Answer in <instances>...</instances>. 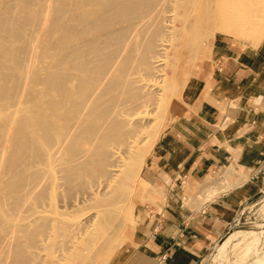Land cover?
<instances>
[{
    "label": "bare ground",
    "instance_id": "6f19581e",
    "mask_svg": "<svg viewBox=\"0 0 264 264\" xmlns=\"http://www.w3.org/2000/svg\"><path fill=\"white\" fill-rule=\"evenodd\" d=\"M162 1L163 3L169 2L179 11L178 17L181 19V24L173 28L175 30L173 35L178 37L188 35L189 38L185 36L183 39H189L190 43L188 41L187 43L193 47V50L196 49L199 46L200 40L205 37L204 30L201 29V27L208 22L211 16L210 14H212L210 9L212 5H214L212 4L213 0ZM14 2L15 3L10 0H5L3 2V0H0V170L3 168L2 170L5 172L3 175L1 174L3 171H0V204L2 201L8 200L9 205L14 212L17 213L16 209L27 199V196H22V194L24 195L29 191L27 186L30 185L34 187L33 191L37 189L36 185L32 186L29 181V185H26L27 182H25V180L23 185H26V187L22 186V178L26 179L25 176H28L27 173V175L24 174V172H26L25 165L30 166L33 162L36 163V161H33L36 160L34 156L33 160L30 158L31 161H33L32 163H25L30 156V150H33V148L30 149L32 146H34L36 153L38 155L40 154L41 157L46 155L50 158L52 154L51 150L49 152V149H52L53 146L56 152L65 151L75 163L73 172H75L74 169L76 168L83 172H91L93 168H97L99 170L101 182L99 181V187H95L91 184L95 188L93 191L89 189L88 195L86 194L88 197L85 199V201L88 202L85 209L89 210L88 212L90 213L86 214L87 216L85 215L86 218L84 223H79L76 227H73L76 224H72V222H70L72 226L70 223L68 224L69 220L67 221L65 218L68 216L67 213L58 209V207L56 209L59 202H57L58 204L56 203L57 205L51 204L55 207L56 211L54 212L51 210L54 209L52 206L46 208V212L49 208L52 211L53 214L51 212L49 213L52 214L51 217H48V215L46 217L44 214L42 217L40 215L35 218L34 216H38V214H41L44 210L38 213L39 211H36V207H33L38 214L36 213V215H34L32 213L33 215H30V219L26 218V221L25 217L24 220L21 221L15 219L16 217L12 218L16 215L10 217L9 211L11 208L8 210L10 206L8 205L7 207L4 205L5 202H3L2 206H6L7 210L0 205V257L2 256L0 261L1 264H33L35 263L34 257H37L34 248L46 249L48 244H50V246H54L59 250V252H57L59 253L58 260L61 263L68 264V261L72 262V264L79 261L82 263L85 259H89L90 264L93 258L89 250L102 238V235L108 232V237H105L102 242L103 245H106L115 237L116 232L118 234V225L122 224L119 222L120 220L118 218L119 210L114 207L117 201L116 199H118L114 198V195L117 197H125L122 194L126 191L132 174L138 168L141 156L139 142L135 140L137 136H132L129 128L133 124H136H132L130 121L127 123V115H123L122 112L124 113L123 110L126 109L125 111H127L128 108H123L121 106L122 110L118 108L117 105L119 104L116 103V101H119L117 100L118 97L123 95L121 92L122 82L118 77L124 75L125 70L129 68H126V64L129 61L124 58V68H121L119 65L117 68V73L119 74L111 75V71H113L111 67H116L112 65H117L119 62L117 54L119 53L118 49L120 48V43L124 36L126 35L127 37L129 33L125 34L127 30L124 32L125 29L121 28V26H113L120 23V20L122 22L123 19L124 22H126L125 19L127 21L137 19L138 22L145 20L148 23L151 22L149 25L153 26V23H158V18L155 17L157 18L155 21H149L148 19L154 16L153 14L160 5L161 0H48V2L42 4L41 7L36 5L37 3L40 4L39 2L42 3V0H15ZM71 4H73L74 10L70 13L69 6ZM84 7L90 9L85 10ZM193 7H197V10H195L197 11V16L193 11L196 18L192 16ZM155 18L152 17L151 20ZM69 20H72V22L76 20L79 26H76L75 21V25L74 23H69ZM174 22L177 21L174 20ZM29 25L34 27L35 34H31L33 36H28L27 27ZM122 27H124V25ZM162 27L165 26L162 25ZM152 28H154V26ZM88 29H101V35L96 36V38L101 37L105 46L104 48H107L102 58L90 56V50L93 49L96 39L82 37ZM137 32H134V36H131L132 39L129 37L131 40L128 38L127 40L133 41L137 40V38L139 40ZM148 32L149 31H147V34ZM154 33H152V36H156ZM157 33H159V31H157ZM147 34L143 35L146 36ZM171 35L172 34H170V36ZM147 37L152 38L148 35ZM98 40L100 39L98 38ZM141 41H145V38L141 39ZM99 42L101 43V41ZM127 44L130 48L134 43L129 42ZM127 44L124 48L129 52V49L126 48ZM141 44H143V42H141ZM110 46H114V48ZM138 46L137 48L136 45L134 47L135 51H137L134 61L138 63L137 66H139L142 71L149 73L160 64L158 63L159 65H157L158 61L154 60L155 57H152L154 56L152 53L155 52H152L148 46L142 48L141 54H139L141 45ZM108 47L111 49L108 50ZM132 47L130 49H133ZM96 48L98 49L97 46ZM38 49H40L41 53H37ZM125 49H123V51ZM98 52L102 53V51ZM26 53H28L29 56V58H27L28 60L24 57L27 55ZM123 53L126 54L125 52ZM24 58L27 61H24ZM157 58L159 59V57ZM36 61H38V64L35 63ZM136 62H134L135 65ZM89 64L93 66L90 65L91 67H88ZM92 67H94V71L98 70L99 73H101L99 77L96 76V78L95 76H89L90 74H87V71ZM149 83L150 82H148L147 85H149ZM19 88L20 91H18ZM153 88H155V86H153ZM16 90L19 93V95H17L18 97H16L15 94ZM52 92H54V94ZM132 105H134V103ZM64 115H70L71 118L61 121ZM134 116L137 118L138 115L134 114ZM69 120H71V123ZM134 125L132 127H134ZM137 126L139 127V125ZM62 131L66 133V137L63 140L60 139L61 137L59 138ZM131 137H133V140ZM58 138L61 141H58ZM130 139L132 141H130ZM36 153H31V155H35ZM37 154L35 156H38ZM54 155L55 153L53 156ZM40 156L38 157V161L40 162L37 163H42L41 161L45 159L41 158V160H39ZM92 157L95 159L92 160ZM46 160L48 159L46 158ZM52 163L50 161L46 165L50 164V166L54 167ZM46 165H44L45 168H51ZM60 165H63V163ZM41 166L42 165L38 167L41 168ZM60 167L63 168L64 166ZM71 167L69 169H72ZM34 168H36V166L32 167L31 165V170L29 171L34 170ZM59 168H57L58 171ZM62 170L64 171L66 169ZM40 171L41 172L37 169V172L32 171L29 173L39 172V175L45 170L41 168ZM50 171L52 172L50 173ZM50 171L48 172L47 170L43 172L44 174L42 175L45 177H42V175L39 176L47 179L46 172L47 174H52L54 172V170ZM77 171L78 170H76V172ZM53 176L55 177L56 174L54 175L53 173ZM66 176L65 179L69 180L67 174ZM28 177L33 178L31 176ZM37 177L35 178L38 179L39 177ZM41 177L38 180H44L41 179ZM35 178L31 179L34 183ZM38 180V184L41 185V181ZM48 181L46 182L48 183ZM63 183L66 184V182ZM94 183L96 182L94 181ZM210 183L211 188L216 185H224V189L229 187L223 169L219 171L214 181L212 180ZM85 186L86 185H84V187ZM87 186L90 187V185ZM97 187L98 189L96 190ZM24 190L25 193H22ZM35 191L33 193V199L37 202V200L40 199L41 192L35 193ZM43 191L45 190L43 189ZM30 193H28V195ZM46 194L47 192L45 195L43 194L46 198L48 195L51 197L54 195ZM55 197H53V201L49 200L50 197L48 198L50 203H54ZM57 197L56 200L58 199ZM33 199L32 201H34ZM50 199L52 200V198ZM79 200L80 199H78V201ZM28 202L31 206L34 205L30 202V199L26 201L25 204ZM43 204L45 205V202ZM66 204L68 205L69 203L66 201ZM66 204L59 206L63 207ZM72 204H75V202ZM27 206L28 205H25V207L22 206L20 208L24 207V209H27ZM36 206L40 208L39 205L36 204ZM70 207L68 206L69 209ZM30 208L32 207H29V209ZM4 211L7 213L9 212V216ZM23 211L25 213V210L21 212ZM79 211L80 210L76 212ZM18 212L17 214H20V211ZM43 213H45V211ZM81 215L80 216L83 217V214ZM32 217H34V220L36 219L34 225H31L29 222L32 221ZM75 220L71 221L75 222ZM75 223H77V221ZM81 225V231H75V229L77 230ZM234 232L235 230L233 231L230 226L228 231L218 238L214 246L217 245L219 252L224 251L229 236ZM237 233H239V231H237ZM78 240L85 243L86 248H82L81 245L78 246ZM97 245L99 244L97 243ZM3 247L6 249H3ZM99 248L101 249V246ZM104 248L105 247H103V249ZM253 248L254 251L248 255L249 259L246 258L242 262H239V260L243 259L241 257L237 260L238 262L235 263L264 264V250L256 246ZM73 252L74 254H72ZM70 254L73 255L72 258H70ZM38 257H42V255ZM209 259L210 255L207 256L206 262H209ZM37 260L36 262L40 263L44 261H41V259L40 261ZM30 261H33V263H30Z\"/></svg>",
    "mask_w": 264,
    "mask_h": 264
},
{
    "label": "crops",
    "instance_id": "0c3cea01",
    "mask_svg": "<svg viewBox=\"0 0 264 264\" xmlns=\"http://www.w3.org/2000/svg\"><path fill=\"white\" fill-rule=\"evenodd\" d=\"M208 54L146 158L156 197L138 204L107 264H203L243 203L264 189V36L252 43L216 32ZM221 169L229 187L211 188Z\"/></svg>",
    "mask_w": 264,
    "mask_h": 264
},
{
    "label": "rangeland",
    "instance_id": "374dc122",
    "mask_svg": "<svg viewBox=\"0 0 264 264\" xmlns=\"http://www.w3.org/2000/svg\"><path fill=\"white\" fill-rule=\"evenodd\" d=\"M4 1L5 0H3V2ZM6 1H8V0H6ZM10 1L11 2L13 1V3H15L14 2L15 0H10ZM46 2H48V0H45V1L42 0V3L39 2L40 4L37 3L36 6L41 7L42 4H44ZM212 4H214V5H212V8L210 9L212 14H210L211 16H210L208 22L206 24H204L205 26L202 25V27H201V29L204 30L205 37L202 40H200V42L198 44L199 46L194 50H193V47L187 43V41L190 43L189 39H183L186 35H184L183 37H178L176 35H173L175 32V30L173 28L175 26H179V24H181V19L178 17L179 11L177 9H175V7H173L174 5L170 4L169 2L163 3V1L161 0L160 5L158 6L159 8L157 7V9L155 10V12L153 14L154 16H152V17H154V18L157 17L158 18L157 21L159 24L153 23L154 28H152L153 26L149 25L151 22L148 23L145 20H141L138 22L137 19H134L135 21L134 20H128L127 21L125 19L126 22H124V19H123L122 22L120 20L119 21L120 23L115 24L113 26V27L121 26V28L125 29L124 32L127 30L125 34H128V33L130 34V35L128 34L127 37L124 34L125 36L120 43V48L118 49L119 53L117 54V58L119 59L118 60L119 62L117 63V65H112V66H116V67L115 68L111 67L113 69V71H111L113 74L111 73V75L113 76V75L119 74V73H117L118 72L117 68L119 67V65L121 68L124 66V63H123L124 58H126L129 61L126 64V68L127 67H129V68H127L125 70L124 75H120L118 77L122 82L121 92L123 95H120L122 98L120 96L118 97L117 100H119V101H116V103L119 104L117 106L120 109H122V107L129 109V111H128V109H127V111H125L126 109H124V110L122 109L124 111V113L122 112V114L127 115L126 116L127 117V123L130 121V122H132V124L133 123L136 124V125L133 124L134 127H132L133 125L132 126L129 125L130 126L129 128L131 130V135L137 136L135 138V140L137 142H139L141 156L139 159L140 164H139L138 168L132 174L130 182L128 184V187L126 188V191L122 194L125 197H121V196L117 197L114 195V198L119 199V200L116 199L117 201L115 200L117 205L115 204L114 207L119 210L118 218L120 220L119 222H121V224H122V225H118L119 226L118 227V234L116 232L115 237H113L111 239V241H109L111 244L108 242L109 243V244L107 243L108 245L107 244L103 245V243H102L104 241L105 237H108V232L102 235L103 239L101 238L97 241V243L99 245H97V243H96L95 245H93L94 249L92 248L89 250L91 253V257L93 258V259H91L90 264H107L108 263L109 259L113 255V253L121 246L122 242L124 241L126 234H127V231H128V228H129V225L133 224L134 220L136 219V210L138 209L137 208L138 204L152 201L154 199V197H156L155 196L156 191L151 186L149 177H148L147 172H146V158L148 156V153H149L155 139L157 138V136L159 135L161 130L166 126V124L169 120V116H170L169 113H170L171 105L180 96L182 87L186 83L187 79L189 77L197 74L201 70V68L203 67V65L207 61V59L209 58V54H208L209 45H210V40H211L213 34L216 32L222 31V32L229 33V34L233 35L234 37L238 38V40H241V41L246 40V41H249L252 43L257 42L260 38H262L264 36V0H213ZM72 5L73 4H71L69 6L71 9V10L69 9L70 13L72 10H74V6H72ZM215 6H217V7H215ZM71 7H73V8H71ZM196 8L197 7H193V10H192V13H193L192 16L194 18H196L195 17V13L197 12V11H195V10H197ZM84 9L87 10L90 8L84 7ZM196 16H197V13H196ZM151 18L148 20L149 21H155L157 19V18H155V19L151 20ZM174 20L177 22H174ZM74 21L76 22V26L78 27L79 26L78 22L76 20H74ZM74 21L72 22V20H69V23H72V24L74 23V25H75ZM136 21H137V23H136ZM131 22H133L134 24ZM165 24H167L169 26H167ZM123 25H124V27H122ZM162 25H164L165 27L167 26L168 28L162 27ZM88 30H90V31H88ZM88 30L84 35H82V37L84 36V37H87L90 39H94V40L96 39V42H97L96 43L94 41L95 44L93 46V49L90 50V53H91L90 56L92 55L91 57L102 58L104 56L107 48L106 49L104 48L105 46L102 42L101 37H98L100 40H98V38H96V36L101 35V29H99V30L98 29H96V30L95 29L94 30L88 29ZM152 30H153V32H152ZM97 31H99V32H97ZM147 31H149L148 34H147ZM157 31H159V33H157ZM134 32H137V34L139 35V40H138V38H137V40H133V41L127 40V38L130 39L129 37L134 36ZM154 32H156V33H154ZM27 33H28V36L31 34H33V35L35 34L34 33V27L32 25H29L27 27ZM94 33H96V34H94ZM152 33H154V35H156V36H152ZM143 34H147L149 37L151 36L152 38H148L147 35L145 36ZM170 34H172V35L170 36ZM33 35H31V36H33ZM143 38H145V41H141V39H143ZM186 38H189V36L187 35ZM131 39H132V37H131ZM133 39H134V37H133ZM175 40H177V41H175ZM99 41H101V43ZM128 41L134 43L133 45L130 46V48L133 46L132 47L133 49L129 48V46L127 44V43H129ZM141 42H143V44H141ZM126 44H127L126 48L129 49V52H128V50L126 51V49L124 48ZM130 44H132V43H130ZM186 44H187V46H186ZM135 45H136V48L138 45H141L140 46L141 50H140L139 54H141L142 48L148 46L152 52H155V53H152V55H154L152 57H155L154 60L158 61L157 65H159V64L160 65L156 66V68L152 69V71H150L149 73L142 71L139 68V66H137L138 63L136 61H134L135 55L137 52L134 49ZM96 46L98 47V49L96 48ZM110 47L114 48V46H110ZM110 47H108V50L111 49ZM122 48L125 50L123 51ZM138 48H139V46H138ZM170 48H172V49H170ZM103 50H105V51H103ZM115 50H116V48H115ZM98 51H102V53L98 52ZM162 51H163V53H162ZM123 52H125L126 54H124ZM37 53H41L40 49L37 50ZM190 53H191V55H190ZM26 54H25L26 56H24V57L27 59V58H29V56H28V53H26ZM155 54H157V55H155ZM157 57H159V59ZM25 58H24V61H27L28 59L26 60ZM35 60H37V59H35ZM134 62H136V65L134 64ZM35 63L38 64V61H36ZM90 65L91 64H89L88 67L93 66V65H91V66ZM93 69H94V67L90 68V70H89L90 72L87 71V74L88 75L90 74L89 76L99 77L101 75V73H99L98 70L95 69L96 71H94ZM114 73H116V74H114ZM150 77H152V78H150ZM140 78H142V79H140ZM130 80H132V81H130ZM148 82L151 83V84L149 83L150 86L147 85ZM148 86H149V88H148ZM153 86H155V88H153ZM143 89H144V92H143ZM18 91H20V88L18 89ZM18 91L16 90V92H15L16 97H18L17 95H19ZM52 93L54 94V92H52ZM143 94H145V95H143ZM129 99H131L132 101ZM129 101H131V102H129ZM133 103H134V105H132ZM128 112L132 113V114H129ZM134 114L138 115L137 118H136V116H134ZM69 118H71L70 115H64V118L61 119V121L68 120ZM0 119H1V114H0ZM69 122L71 123V120H69ZM137 125H139V127ZM135 126H137V127H135ZM65 137H66V133H65V131H62V133H60L59 138L63 140ZM59 138H58V141H61ZM131 138L133 140V137H131ZM132 140L130 139V141H132ZM32 148H33V150H30ZM30 149L29 150L32 154L36 153L34 146H32ZM52 149H49V152L51 150V154H52L50 158L47 157L46 155L41 157L40 154L38 155L37 153L36 154L38 156H35L36 154L31 155V153L29 152L30 156L27 159V161L25 162L26 164H28V163L30 164L33 161H36V163L33 162L32 164H30V166L25 165V168H26V170H25L26 172H24L25 175L28 174V176H31L33 178H35L37 176L40 178L41 176H39V175L44 174L43 172H45L47 170H48V172L50 170H54L53 173H54V175L56 174V176H55L56 178H55L53 176V173L50 174L52 171H50L49 174H47V172H46V178L47 179L42 178V177H45L42 175L41 179H44V180H42L44 182H42L41 180H38L39 178L37 177L38 179H36V178H35L36 180L34 179L36 184L34 182H32L31 179H33V178H29L28 176H25L27 181H26V179L22 178L23 179L22 180V186L26 187V185H29V183H30L32 186L36 185L37 189H34V191L36 190L35 193L41 192L40 199L37 200L38 203L33 199L34 198V196H33L34 195L33 194L34 193V191H33L34 187H31L29 185V186H27V189L31 193L29 191H27L28 193H30L28 195L27 192L25 193V190H26L25 189L24 191H22V193H25L24 195L22 194V196L23 197L27 196L26 198L27 199L29 198L30 202L32 204H34L35 206L34 205L31 206L29 204V202L27 204H25L26 201L29 200V199L27 200L25 198L26 201L24 200V202L20 205V207H22V206L25 207V205H28L27 209H24V207L23 208L18 207L16 209V212L19 213L18 211H20V214H17L14 212L12 207L9 205L8 200H7L8 202L5 200L2 201L0 205L2 206L3 202H5L4 205H6L7 207H8V205L10 206V207H8L9 208L8 210H10V208L12 210V212H11V210L9 211L10 217L13 215H16V216H13L12 218L16 217L15 219H17L18 221L24 220V217H25V221H26L27 220L26 218L30 219V215L31 216L33 214L36 215V213L38 211H39L38 213H41V211H43V210L45 211V213H43L44 211L41 214L37 213L38 216L36 215L34 217L37 218L40 215L42 217V215H44V214H45L44 216H46V217H47V215H48V217H51L53 214L52 211L53 212L56 211L55 207H53L54 205L52 206L51 204L57 205L58 204L57 202H59V205L62 203L60 205V206H62L64 204H66V201H67L69 203L68 205L66 204L63 207H60L59 205H57L56 209L58 207V209H61L63 212L67 213L68 216H66L65 218L67 219V221L69 220L68 224L70 222H72V224H76L73 227H76L77 225H79V223H84V220L87 216L86 214L90 213V212H88L89 210L85 209V207L88 205V202H86L85 199L88 197L87 196L88 191H90L91 189L93 191L96 186L99 187V185H100L99 181L101 180V178L99 177V172H98L99 170L97 168H93L92 171H94V170L95 171L94 172L91 171L92 172V174H91V172H83V171H81L75 167L76 168V169H74L75 172H76V170H78L75 173V172H73V168L75 166V163L70 159L69 155L66 154L65 151H63V150H62L63 152H61V151L56 152L54 150V146ZM54 153H55V155L53 156ZM33 156L36 158V160H33V158H34ZM39 156H40L39 160H41V158H45L44 160L41 161L42 163H37V162H40V161H38ZM52 157L55 159H53ZM30 158H32L33 161H31ZM46 158L48 160H46ZM92 158H93L92 160L95 159L94 157H92ZM49 159H50L51 163L53 162L52 165L54 167L50 166V164L46 165L50 162ZM63 159H66V160H63ZM52 160H54V161H52ZM65 161L68 163H66ZM43 162H44V165H46L47 167L49 166L52 169L51 168H45V166L43 165ZM62 163H63V165H60ZM34 164H38V165H34ZM67 164H69V165H67ZM31 165H32V167L36 166V168H34V170H32V171L37 172V169H38V171L41 172L40 171L41 168H42V170H45V171H43L39 175H38L39 172L38 173H36V172L29 173V172H32V171H29V170H31L30 169ZM40 165H42L41 168L38 167ZM57 165H59V166H57ZM60 166H64V167L62 168ZM70 167L72 169H69ZM57 168H59V171L57 170ZM2 169L3 168H1L0 171H3V173H1V174L4 175L5 172ZM62 169H66L67 171L66 170L63 171ZM65 171H66V174L68 175L69 180L65 179V176H66ZM68 173H70V174H68ZM24 174H23V177H24ZM33 174H37V175H33ZM62 175H65V176H62ZM76 175H78V176H76ZM24 180H25V182H27L26 185H23ZM37 180L41 181L40 182L41 185L38 184ZM28 181H29V183H28ZM46 181H48V183ZM53 181H55V182H53ZM94 181L96 183H94ZM63 182H66V184H64ZM51 183H53V184H51ZM85 183H87V184H85ZM91 184H93L95 187L92 186ZM194 184H195V182H194ZM84 185H86V186L84 187ZM87 185H90V187L91 186L92 187L90 188ZM75 186H77V187H75ZM188 186H189V184H187V182L184 181L185 190L188 188ZM30 187H31V189H30ZM72 187H73V189H72ZM98 187L96 188V190L98 189ZM41 188H43L47 192V194H54V195H52V197L48 195L46 198V196H44L46 192L43 191V189H41ZM78 188H80V189H78ZM81 189H83L85 191H83ZM32 191H33V193H32ZM52 192H54V193H52ZM57 194H59V195H57ZM80 194H81V196H80ZM85 195H86V197H85ZM28 196H30V197H28ZM31 196H33V197H31ZM55 196L56 197L58 196L57 200H56ZM49 197L52 198V200ZM53 197H55L54 203L53 202L50 203V201H53ZM81 197L84 199H82ZM31 198L34 201H32ZM48 198L50 201L48 200ZM263 198H264V189L262 191H259L254 197H252L251 199H249V200L245 201V203H243V205L241 206L240 211L238 212L236 218L229 225V227L230 226L232 227L233 231L235 230V231H241V232H239L237 234V236H235L231 241L229 240L230 242L228 241L229 243H227L228 245L226 244L224 251L219 252L218 251L219 248L217 247V245L213 246V247L211 246L209 248L207 254H206V256L210 255L209 262H206V260L204 259L203 264H237L235 262H238L237 260H239V258H241V257L243 258V259L239 260V262H242L243 260L248 258V255L254 251V248H253L254 246L264 250V199ZM78 199H80V200L78 201ZM34 202H36V203H34ZM44 202H45V205L43 204ZM70 202H71V204H70ZM73 202H75V204H72ZM36 204L39 205L40 208L38 206H36ZM6 206L5 207L2 206V208H5L7 210ZM45 206H47V207H45ZM50 206H52V208H54V209H51L52 210L51 211L49 208L46 212V208H48ZM68 206L69 207L71 206L70 209L68 208ZM82 206H84V207H82ZM29 207H32V208L29 209ZM33 207H36L37 212H35V210H34L35 208H33ZM63 208H64V210H63ZM81 208H83V209H81ZM18 209H20V210H18ZM21 209L25 210V213H24V211L21 212L22 211ZM78 210H80V211L76 212ZM50 212L52 214H49ZM5 213H7V212H5ZM8 213H7V215L9 216ZM11 213H12V215H11ZM21 213H23V214H21ZM46 213H48V214H46ZM79 214L80 215L83 214V217H81L82 215L80 216ZM34 217H32V221L28 220L31 225H34V222L36 220V219L34 220ZM77 218H78V220H77ZM71 220H75V222L77 221V223H75L74 221H71ZM72 224L70 223L71 226H72ZM81 228H82V225L77 230L75 229V231H78ZM77 243H78V246L81 245L82 248H86V244L83 243L82 241L78 240ZM100 246H101V249L99 248ZM102 246L105 248L103 249ZM50 247H51V249H50ZM3 249H6V248L3 247ZM51 250L52 251L55 250V251L52 252ZM34 251H35V254L37 255V257L36 256H35L36 258L34 257L35 263H33V261H30V263H33V264H52V263L53 264H60L61 263L58 260L59 259V253H57V252H59V250L57 248H55L54 246L53 247L50 246V244H48L46 249L34 248ZM72 254H74V252ZM72 254H70L71 255L70 258L73 257ZM41 255L43 258L38 257ZM1 258H2V256L0 257V259ZM40 259H41V261L42 260H44V261H42V263L36 262V260L40 261ZM53 259H55V260H53ZM85 261H87V262H85ZM48 262H51V263H48ZM70 263L72 264V262L68 261V264H70ZM0 264H1V261H0ZM61 264H64V263L62 262ZM73 264H89V259H85L84 261H82V263L79 261V262H75Z\"/></svg>",
    "mask_w": 264,
    "mask_h": 264
},
{
    "label": "water",
    "instance_id": "95a60500",
    "mask_svg": "<svg viewBox=\"0 0 264 264\" xmlns=\"http://www.w3.org/2000/svg\"><path fill=\"white\" fill-rule=\"evenodd\" d=\"M221 236H219L218 238H220ZM218 240V239H217Z\"/></svg>",
    "mask_w": 264,
    "mask_h": 264
}]
</instances>
